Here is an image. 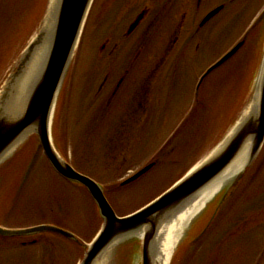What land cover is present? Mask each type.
Wrapping results in <instances>:
<instances>
[{
    "label": "rangeland",
    "instance_id": "1",
    "mask_svg": "<svg viewBox=\"0 0 264 264\" xmlns=\"http://www.w3.org/2000/svg\"><path fill=\"white\" fill-rule=\"evenodd\" d=\"M48 4L49 0H0V95L40 33ZM219 4L227 5L221 15L225 26L215 22L208 39L211 51L203 56L204 48L198 51L193 42L181 56L183 70L165 79L185 40L183 36L165 53L176 36L171 28L180 10L170 8L164 30L147 38L142 55L147 66L139 63L129 77L132 82L146 77L140 80L134 104L126 110L113 105L104 112L101 84L106 77L116 80L122 74L119 66L98 63L102 42L109 38L104 32L116 16L124 22L120 30H128L134 14L128 10L136 2L93 1L57 97L51 138L64 160L102 186L119 217L139 211L202 165L251 104L264 63V21L255 30L251 27L264 11V0H211L212 8ZM242 41L241 50L197 89L202 73ZM129 42L119 49L112 66L138 53ZM109 83L104 93L110 92ZM151 163L156 165L145 176L122 186ZM41 225L69 230L79 243L55 234L0 237V264H79L102 218L86 189L61 178L36 135H30L0 163V226L21 231ZM35 238L42 241L32 243ZM142 244L139 236L120 239L97 264H143ZM170 264H264V146L251 165L191 220Z\"/></svg>",
    "mask_w": 264,
    "mask_h": 264
},
{
    "label": "water",
    "instance_id": "2",
    "mask_svg": "<svg viewBox=\"0 0 264 264\" xmlns=\"http://www.w3.org/2000/svg\"><path fill=\"white\" fill-rule=\"evenodd\" d=\"M92 3L93 0H61L55 24L52 27L51 48L45 66L32 87L31 95L22 111H13L11 106L18 90L17 86L23 78L33 54L36 53L37 49L35 48L40 47L48 39L49 30L46 27L45 20L40 33L28 46L17 70L10 76L0 95V163L10 156L28 136L36 135L41 150L54 171L63 179L83 186L99 209L103 222L102 228L88 246L79 264H97V261L117 241L134 236L140 237L142 233L144 234L142 237V262L143 264H153L152 246L162 226L170 221L169 217L181 210L191 198L217 179L234 162L243 146L251 138L254 139V148L246 167L251 165L263 149L264 78L258 111L253 109L246 118L243 117L244 119L240 121L230 136L202 165L189 172L144 208L131 215L119 217L109 203L102 187L94 180L73 169L57 153L51 138V126L57 97ZM220 11L221 8L217 9L206 20L211 19ZM243 45L244 42L236 46L209 69L206 76L234 57ZM154 166L155 163L148 165L123 182L122 186H127L139 180ZM41 233H54L77 241L73 234L53 226H39L21 231H10L0 226L1 237Z\"/></svg>",
    "mask_w": 264,
    "mask_h": 264
},
{
    "label": "flooded vegetation",
    "instance_id": "3",
    "mask_svg": "<svg viewBox=\"0 0 264 264\" xmlns=\"http://www.w3.org/2000/svg\"><path fill=\"white\" fill-rule=\"evenodd\" d=\"M136 5L130 7L128 10L129 15L133 13V20L131 21L128 30H120L123 28V19L120 20L119 16L113 17L111 20V24L109 27V32H104V35L107 39L102 42L99 52L98 63L101 65H109L111 68H115L119 66L121 68L122 74L115 80V77H106L104 82H102L100 87L101 97L104 96V112L110 110L113 105H116L117 110H126L129 105H133L134 101L137 99L139 93L138 89L140 88V80L145 79L141 77H135V79L130 81V75L136 73L133 72V69L140 63L142 66H147V62L145 57H142L143 51L147 45V38L153 32H159L160 30H164L166 22L170 18L172 14H169V9L175 7V9H180L177 14V19L175 23L172 25V30L174 31V40L171 45L166 46L164 50L166 54L173 51L178 44L179 40L184 36L185 40L181 43L177 50L178 59L174 64L173 69L165 72L164 78L167 76H175L178 72V69L183 70L185 67V63L180 62L182 54L193 44L196 42V49L200 51L204 48V55H207L211 50V46L208 45L209 37L212 35L213 28L215 26V22H220L221 28L225 26L223 24V20L221 15L227 9L226 4H219L215 8L211 7V0H135ZM221 8V11L218 12L211 19L206 20L207 16L211 14L213 11ZM124 9V8H123ZM181 11V12H180ZM121 10L118 12L120 14ZM117 13V14H118ZM135 25V27H133ZM125 27V26H124ZM127 30V32H126ZM103 31L101 30L100 33ZM186 33V34H184ZM137 36V37H135ZM130 39L131 45L138 49V53L134 57H129L128 59H121L119 64L113 65V61L117 57L118 51L120 48H123V45L128 43ZM124 40H127L124 42ZM133 41V42H132ZM122 43V46H121ZM128 47V46H127ZM137 51V50H136ZM109 53V54H108ZM108 54V55H106ZM106 55V56H105ZM105 57H108L109 61L103 63ZM164 62L160 65V67H164L166 63V59H163ZM194 64V63H193ZM201 62H199V65ZM198 67V62L195 64ZM209 68L206 69V72L202 73L198 87L202 86L203 78L207 74ZM172 70V71H171ZM174 70V71H173ZM157 73V72H156ZM159 73V72H158ZM186 73V72H185ZM211 75V74H209ZM209 75L207 77H209ZM206 77V78H207ZM205 78V79H206ZM106 80V81H105ZM110 80V83H109ZM109 83V87H111L110 92H103L104 87ZM199 87V88H200ZM124 89V91H123ZM102 100V99H101ZM143 102L139 103V106L143 109ZM41 238L33 239L32 243L41 242Z\"/></svg>",
    "mask_w": 264,
    "mask_h": 264
},
{
    "label": "bare ground",
    "instance_id": "4",
    "mask_svg": "<svg viewBox=\"0 0 264 264\" xmlns=\"http://www.w3.org/2000/svg\"><path fill=\"white\" fill-rule=\"evenodd\" d=\"M60 2L61 0H49L45 19L46 27L49 30V36L48 39L40 47L37 46L35 48L37 49L36 53L33 54L28 68L26 69L23 78L17 86L18 90L13 100L14 103L11 106V109L13 111L23 110V107L25 106L29 96L31 95L32 87L34 86L36 80L39 77V74L42 72L45 66L51 48L52 27L55 24V18L59 10ZM78 43L75 47V50L78 46ZM263 78L264 63L262 66L260 78L257 81L255 94L252 95L253 97H251V104L248 110L245 112L244 118H246L253 109H256L258 111ZM253 145L254 139L251 138L243 146L234 162H232V164L217 179H215L199 193H197L193 198H191L181 208L179 214L174 216L169 222L162 226L152 246L153 264L171 263L177 245L180 242L184 231L189 226L191 220L206 207L207 203L223 189V186H225L229 180L239 175V173L246 167L252 155V151L254 148ZM143 236L144 234L142 233L140 237L142 238Z\"/></svg>",
    "mask_w": 264,
    "mask_h": 264
},
{
    "label": "trees",
    "instance_id": "5",
    "mask_svg": "<svg viewBox=\"0 0 264 264\" xmlns=\"http://www.w3.org/2000/svg\"><path fill=\"white\" fill-rule=\"evenodd\" d=\"M263 21H264V16L258 21V25H259L261 22H263ZM258 25H257L255 28H257ZM262 25H263V24H262ZM255 28H254V30H255Z\"/></svg>",
    "mask_w": 264,
    "mask_h": 264
}]
</instances>
